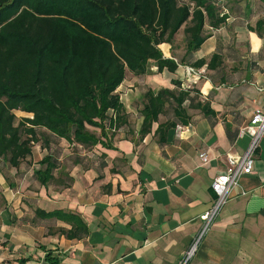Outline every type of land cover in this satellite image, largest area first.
Masks as SVG:
<instances>
[{
  "label": "crops",
  "instance_id": "0c3cea01",
  "mask_svg": "<svg viewBox=\"0 0 264 264\" xmlns=\"http://www.w3.org/2000/svg\"><path fill=\"white\" fill-rule=\"evenodd\" d=\"M224 8H217L220 24L204 26L198 50L188 52L178 39L183 28L172 44L159 46L163 58L183 62L175 73L152 66L149 75L126 74L116 94L127 119L100 138L105 146L82 150L41 129L43 139L26 163L0 165V264H45L47 253L58 255L59 264L178 263L200 229L199 216L216 198L211 184L233 170L248 145L240 130L256 110L264 112V1L226 0ZM181 68L204 78L188 85ZM173 81L198 91L197 101L213 115L188 111L190 123L159 145L157 124L140 135L141 96L173 90ZM87 130L100 136L98 129ZM44 158L56 165L43 186L34 172L44 170ZM36 210L61 217L40 218ZM70 217L84 224L79 240L59 233L71 228ZM189 264H264V139L252 173L240 179Z\"/></svg>",
  "mask_w": 264,
  "mask_h": 264
},
{
  "label": "trees",
  "instance_id": "16d2710c",
  "mask_svg": "<svg viewBox=\"0 0 264 264\" xmlns=\"http://www.w3.org/2000/svg\"><path fill=\"white\" fill-rule=\"evenodd\" d=\"M212 0H0V163L17 169L32 155L44 130L68 144L91 150L123 125L125 109L116 90L126 74L176 72L178 65L162 56L159 46L172 44L183 28L188 52L206 39L204 26L222 21ZM216 18V24L213 21ZM185 26V28H184ZM211 58L207 69L212 68ZM205 64L198 63V67ZM146 91L141 96L140 135L166 144L178 126H187L188 111L209 117L213 112L198 100L195 89ZM14 112L29 114L17 120ZM165 122L159 123V119ZM87 127L98 129L100 136ZM34 177L45 185L56 162L44 158ZM1 196V195H0ZM40 218L61 217L35 211ZM71 228L59 230L79 240L82 221L70 217ZM47 253L45 264H59Z\"/></svg>",
  "mask_w": 264,
  "mask_h": 264
},
{
  "label": "built area",
  "instance_id": "2783aa9c",
  "mask_svg": "<svg viewBox=\"0 0 264 264\" xmlns=\"http://www.w3.org/2000/svg\"><path fill=\"white\" fill-rule=\"evenodd\" d=\"M225 1L226 0H215L214 3V6L221 9L222 13L226 12L224 8ZM203 78V73L197 72L191 68L185 69L184 79L188 85H197ZM245 135L248 136L249 142L242 157L236 162L233 170L214 179L211 184V189L216 198L211 207L199 216V220L201 222L200 229L194 237L191 245L177 264H189L191 259L194 257L199 244L214 221L217 219L220 211L228 199L231 197L233 190L238 187L240 179L252 173L255 152L258 149L261 140L264 139L263 111L256 110L253 113L249 124L240 130V136ZM199 158L202 165L205 166L208 163V159L205 154H200Z\"/></svg>",
  "mask_w": 264,
  "mask_h": 264
},
{
  "label": "rangeland",
  "instance_id": "374dc122",
  "mask_svg": "<svg viewBox=\"0 0 264 264\" xmlns=\"http://www.w3.org/2000/svg\"><path fill=\"white\" fill-rule=\"evenodd\" d=\"M180 2L182 3V2H184V0H180ZM178 39H182V41H183V30H181L180 32H179V35H178ZM180 43V42H179ZM181 74H184V68H181ZM185 80V79H184ZM15 115H16V117H17V120H20L21 118H20V116H19V114L18 113H15ZM52 145H54V143L52 144ZM66 148V147H65ZM67 149V148H66ZM0 165H1V163H0Z\"/></svg>",
  "mask_w": 264,
  "mask_h": 264
},
{
  "label": "bare ground",
  "instance_id": "6f19581e",
  "mask_svg": "<svg viewBox=\"0 0 264 264\" xmlns=\"http://www.w3.org/2000/svg\"><path fill=\"white\" fill-rule=\"evenodd\" d=\"M165 48V47H164Z\"/></svg>",
  "mask_w": 264,
  "mask_h": 264
}]
</instances>
